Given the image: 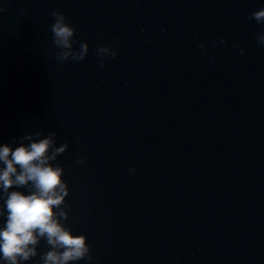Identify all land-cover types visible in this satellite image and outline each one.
Masks as SVG:
<instances>
[{
	"label": "water",
	"instance_id": "obj_1",
	"mask_svg": "<svg viewBox=\"0 0 264 264\" xmlns=\"http://www.w3.org/2000/svg\"><path fill=\"white\" fill-rule=\"evenodd\" d=\"M261 8L175 1L68 187L62 223L87 237L91 264H264V25L251 19Z\"/></svg>",
	"mask_w": 264,
	"mask_h": 264
},
{
	"label": "clouds",
	"instance_id": "obj_2",
	"mask_svg": "<svg viewBox=\"0 0 264 264\" xmlns=\"http://www.w3.org/2000/svg\"><path fill=\"white\" fill-rule=\"evenodd\" d=\"M6 9L0 8V14ZM52 44L58 50L55 59L61 63L82 62L88 56L89 45L75 39L76 30L66 22V16L59 10L51 13ZM251 19L264 25V8L252 13ZM264 46V29L256 36ZM219 44L227 43L220 38ZM213 47L217 42H213ZM201 50L204 45H200ZM244 54V50H240ZM97 55L103 68L107 59H114L117 51L108 46H100ZM215 63V57L210 58ZM58 134L49 131L45 137L41 131L13 138L9 144H0V217L6 219L0 227V261L3 264H26L39 256L41 264H78L93 260L91 248L84 235H73L62 221L69 220L66 198L69 188L64 181V169L56 163L68 144L57 147ZM28 142L27 144L25 142ZM12 145H18L15 148ZM78 163L83 164L81 159ZM135 171V169H130ZM26 188L28 194L10 191ZM41 241L48 246L42 254L38 252Z\"/></svg>",
	"mask_w": 264,
	"mask_h": 264
}]
</instances>
